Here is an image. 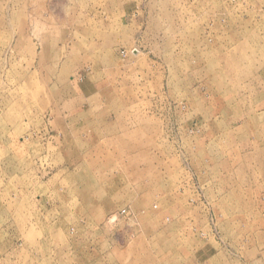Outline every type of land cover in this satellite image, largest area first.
<instances>
[{
  "label": "rangeland",
  "instance_id": "1",
  "mask_svg": "<svg viewBox=\"0 0 264 264\" xmlns=\"http://www.w3.org/2000/svg\"><path fill=\"white\" fill-rule=\"evenodd\" d=\"M0 264H264V0H0Z\"/></svg>",
  "mask_w": 264,
  "mask_h": 264
}]
</instances>
